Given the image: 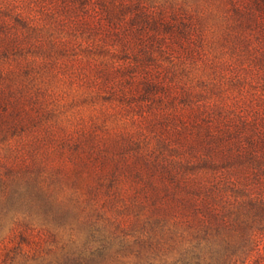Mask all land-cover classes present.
<instances>
[{
    "label": "trees",
    "instance_id": "16d2710c",
    "mask_svg": "<svg viewBox=\"0 0 264 264\" xmlns=\"http://www.w3.org/2000/svg\"><path fill=\"white\" fill-rule=\"evenodd\" d=\"M122 1L112 0V8L132 7L138 36L148 31L167 51L172 44L148 18L145 1ZM16 3L0 10V59L10 53L16 59L13 26L30 25ZM247 5L237 13L231 42L240 48L237 56L253 34L264 43V0ZM180 32L190 38L193 30ZM146 59L110 67L108 82L137 90L126 103L135 105L131 125L139 129L120 138L105 180L109 163L91 157L83 164L74 159L80 169L72 181H59L58 170L45 176V164L36 161L39 140L25 146L22 140L26 119L36 122L29 105L34 94L6 86L0 74V231L9 226L8 240L20 249L39 221L54 255L47 264H264V85L240 73L193 84L188 66L178 73L170 62L161 71L162 62ZM253 61L263 64L264 56ZM228 90L233 105L225 103ZM65 190L68 197L58 200Z\"/></svg>",
    "mask_w": 264,
    "mask_h": 264
},
{
    "label": "rangeland",
    "instance_id": "374dc122",
    "mask_svg": "<svg viewBox=\"0 0 264 264\" xmlns=\"http://www.w3.org/2000/svg\"><path fill=\"white\" fill-rule=\"evenodd\" d=\"M16 1L17 12L27 17L30 25L13 26L16 59L11 53L0 59V74L6 86L25 95L34 94L29 105L36 122L29 124L26 119L25 127H30L22 135L23 145L32 144L33 138L39 140L37 163L45 164L46 177L60 171L63 183L69 176L73 180L75 170L80 169L74 164L78 160L83 164L84 157L103 158L109 163L102 174L105 180L114 168L111 158L120 138H133L139 129L131 125L137 116L135 105L126 103L137 90L121 91L116 83L108 82L111 68L141 57L151 63L162 62L161 71L170 67V62L178 73L181 65L188 66L184 72L193 84L223 82V78L240 73L246 82L259 88L264 85V63L255 65L253 61L264 56V43L251 35L247 51L239 56V46L231 45L241 20L237 13L245 12L249 0H238L235 6L227 0H144L148 18L155 20L168 45L172 44L167 51H160L151 42L148 31L140 38L139 28L132 22V7L114 10L112 0H84L85 6L82 0ZM137 1L122 2L131 5ZM10 2L0 0V10ZM185 26L193 30L190 38L180 32ZM128 28L131 37L125 35ZM232 64L236 67L229 66ZM230 92L224 96L225 103L233 105ZM248 96L240 100L246 102ZM81 184L84 187L86 182ZM69 193L65 190L58 200H65ZM33 225L35 231L20 249L8 240L9 226L0 231V264H47L54 259L39 232L41 223Z\"/></svg>",
    "mask_w": 264,
    "mask_h": 264
}]
</instances>
